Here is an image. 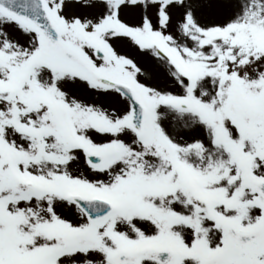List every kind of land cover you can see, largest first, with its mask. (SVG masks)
Masks as SVG:
<instances>
[{
	"label": "snow or ice",
	"instance_id": "6c2138e0",
	"mask_svg": "<svg viewBox=\"0 0 264 264\" xmlns=\"http://www.w3.org/2000/svg\"><path fill=\"white\" fill-rule=\"evenodd\" d=\"M0 264H264V0H0Z\"/></svg>",
	"mask_w": 264,
	"mask_h": 264
}]
</instances>
